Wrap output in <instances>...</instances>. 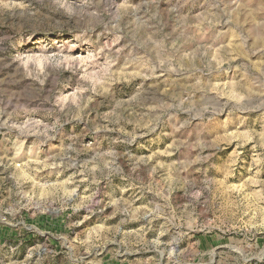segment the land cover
I'll return each instance as SVG.
<instances>
[{
    "label": "rangeland",
    "instance_id": "obj_1",
    "mask_svg": "<svg viewBox=\"0 0 264 264\" xmlns=\"http://www.w3.org/2000/svg\"><path fill=\"white\" fill-rule=\"evenodd\" d=\"M0 264H264V0H0Z\"/></svg>",
    "mask_w": 264,
    "mask_h": 264
}]
</instances>
